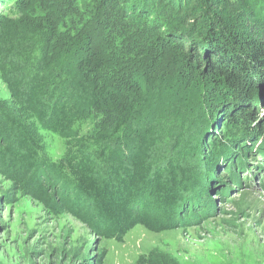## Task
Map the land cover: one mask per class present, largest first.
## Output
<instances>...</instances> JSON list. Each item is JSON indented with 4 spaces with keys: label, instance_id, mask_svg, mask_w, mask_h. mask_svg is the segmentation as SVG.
<instances>
[{
    "label": "trees",
    "instance_id": "16d2710c",
    "mask_svg": "<svg viewBox=\"0 0 264 264\" xmlns=\"http://www.w3.org/2000/svg\"><path fill=\"white\" fill-rule=\"evenodd\" d=\"M9 1L0 166L19 191L121 242L137 225L163 232L207 218L208 204L196 213L188 197L210 199L201 180L222 165L231 182L254 185L245 172L264 169L253 102L264 0ZM42 131L64 139L60 157ZM132 264L174 263L150 253Z\"/></svg>",
    "mask_w": 264,
    "mask_h": 264
},
{
    "label": "rangeland",
    "instance_id": "374dc122",
    "mask_svg": "<svg viewBox=\"0 0 264 264\" xmlns=\"http://www.w3.org/2000/svg\"><path fill=\"white\" fill-rule=\"evenodd\" d=\"M232 1L240 0L222 3L231 8ZM11 4L0 0V26L15 18ZM241 6L245 9L243 3ZM260 91L261 97H254L253 102L260 121H264V87ZM11 102L9 89L0 79V103ZM218 125V129L216 125L213 128L216 132L224 129V124ZM42 135L50 155L60 157L64 139L46 131ZM257 159L264 164V156ZM258 170V166L250 167L245 172L248 179H256L252 186L245 180L243 185L231 182L224 166L218 167L201 180L202 187H211L210 199L188 197L195 202L196 213L208 204L207 218L182 221L186 223L180 220L175 229L163 232L137 225L124 241L117 242L95 234L71 214L50 211L19 191L0 166V264H132L140 255L150 253L164 255L174 264H264V169L260 175Z\"/></svg>",
    "mask_w": 264,
    "mask_h": 264
}]
</instances>
